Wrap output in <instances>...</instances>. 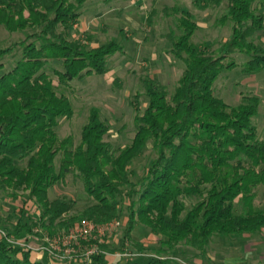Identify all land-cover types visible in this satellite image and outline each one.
Returning <instances> with one entry per match:
<instances>
[{
  "label": "trees",
  "instance_id": "obj_1",
  "mask_svg": "<svg viewBox=\"0 0 264 264\" xmlns=\"http://www.w3.org/2000/svg\"><path fill=\"white\" fill-rule=\"evenodd\" d=\"M87 1L0 0V27L26 36L22 59L0 76V191L11 192L13 198L18 192L27 193L39 210L36 223L18 221L1 231L10 239H21L34 227L53 235L83 221L106 224L121 220L122 206L127 204L121 246L127 247L125 242L139 226L158 237L154 248L135 243L140 253L175 255L179 247L188 246L205 254L216 238L263 233L264 209L255 205V189L264 184V142L257 138L253 123L260 99L244 96L238 105L229 106L213 91L225 70L239 68L231 59L224 62L234 54L249 58L240 66L244 75L264 71V46L258 42L264 16L255 8L258 0H227L218 23H230L232 36L218 55L192 42L198 23L190 12L174 9L180 12V35L169 34L167 39L184 70L170 96L150 82L148 105L136 117L135 135L119 149L105 141L111 128L96 108L90 109L77 146L57 134L60 120L72 118L74 108L46 73L48 64H60L62 70H54L58 85L70 88L74 80L106 74L108 59L124 52L115 40L87 47L68 38ZM220 1L192 0L198 10ZM10 50H0V57ZM148 145L154 158L142 178L135 180L131 167ZM69 174L80 178L93 201L75 214L74 199L48 197ZM105 244L100 245L102 252ZM124 253H115L113 264H120L123 257L115 255ZM49 261H31V251L10 244L0 234V264ZM93 261L107 264L104 252Z\"/></svg>",
  "mask_w": 264,
  "mask_h": 264
},
{
  "label": "rangeland",
  "instance_id": "obj_2",
  "mask_svg": "<svg viewBox=\"0 0 264 264\" xmlns=\"http://www.w3.org/2000/svg\"><path fill=\"white\" fill-rule=\"evenodd\" d=\"M263 6L264 0H258L255 4L258 12ZM175 8L190 12L198 23L199 29L192 42L207 53L218 55L222 44L232 36L230 23L224 26L218 23L226 12L227 0H221L218 5H211L206 10L195 8L192 0H113L106 4L103 0H88L85 3L79 21L82 24L71 27L68 38L87 47H97L115 40L123 46L124 52L108 59L106 74L94 75L82 81L74 80L70 88L58 85L54 70H62L60 64H48L46 73L58 86V92L66 95L74 108L72 118L59 122L57 134L60 139L71 138L73 146H77L90 109L96 108L101 119L111 128L105 141L114 149L124 148L131 143L136 132V117L142 115L148 105L147 87L150 82L170 96L184 70V64L172 55V44L167 39L169 34L173 37L180 35L177 27L180 12H175ZM150 18L151 22L148 21ZM25 37L24 33H9L0 27V50L11 48L0 57V76L10 72L22 59L21 42ZM229 59L239 68L225 70L218 77L213 85L214 94L229 106L238 105L244 96L259 97L258 115L253 123L257 138L264 142V71L253 82L245 83L249 76L241 72L240 66L249 58L234 54L224 62ZM153 158L151 145H148L131 167L135 180L142 178ZM255 194V205L264 209V184L256 187ZM61 196L75 200L74 214L93 203L76 174H69L48 194L50 200ZM126 205L122 206L121 220H117L120 227L107 239V249L103 250L104 255L109 254L111 258L115 253L125 252L127 256L120 264H133L136 260L138 264H148V259L168 260L164 264H264V233L243 235L236 239L216 238L205 254L181 246L175 255H161L137 251L135 243L147 248L158 246V237L139 226L131 234L132 241H126L127 247L123 248L120 240L128 216ZM37 217L39 210L36 201L31 200L27 193L18 192L13 198L11 192L0 191V232L4 226L13 228L18 221L25 223Z\"/></svg>",
  "mask_w": 264,
  "mask_h": 264
},
{
  "label": "built area",
  "instance_id": "obj_3",
  "mask_svg": "<svg viewBox=\"0 0 264 264\" xmlns=\"http://www.w3.org/2000/svg\"><path fill=\"white\" fill-rule=\"evenodd\" d=\"M119 227L120 223L117 220L106 224L83 221L75 227L53 235L42 232L39 228L34 229L25 239H10L2 231L0 234L12 245L47 254L60 262L94 264L93 258L103 253L100 245L111 238ZM31 240L36 243L35 247L29 243ZM115 256L125 257L127 254Z\"/></svg>",
  "mask_w": 264,
  "mask_h": 264
},
{
  "label": "crops",
  "instance_id": "obj_4",
  "mask_svg": "<svg viewBox=\"0 0 264 264\" xmlns=\"http://www.w3.org/2000/svg\"><path fill=\"white\" fill-rule=\"evenodd\" d=\"M103 2H104V0H103ZM104 3H105V2H104ZM105 4H106V3H105ZM262 11H263V12H262ZM259 13H261V14L264 16V6L261 7V12H259ZM81 17H82V12H81V15H80V17H79L77 23L74 25V27H76L77 25H81V24H82V22L79 23ZM82 27H85V25H84V26L82 25ZM259 36H260V43H263V44H264V30L260 32ZM260 73H261V72H260ZM257 76H259V74L249 76V77L247 78V80L244 81V82H245V83L253 82V81L256 79ZM255 87L257 88V86H255ZM255 87H254V88H255ZM258 89H259V88H258ZM38 220H39V217L34 218L33 220L31 219V220L28 221V222H29V223H36ZM36 228H39V227H36ZM36 228L34 227V229H36ZM39 230L42 231V232H46V231L42 230L41 228H39ZM64 231H65V230H64ZM46 233H48V232H46ZM263 233H264V231H263ZM261 235H262V233H261ZM245 236H249V235H245ZM245 236H244V237H245ZM25 238H27V236L24 237V238H21V239H25ZM29 243L32 245V247H35V244H36V243H35L34 241L31 240V241H29ZM103 243H104V242H103ZM108 255H109V254H106V262H107V264H112V263L115 261V257L112 255L113 257L111 258V257L108 256ZM110 259H111V260H110ZM263 259H264V257H263ZM48 260H50V261H49L50 264H73V263H79V262H60V261H57V260H55V259L49 257L47 254H43V253H41V252H37V251H31V261H48Z\"/></svg>",
  "mask_w": 264,
  "mask_h": 264
}]
</instances>
